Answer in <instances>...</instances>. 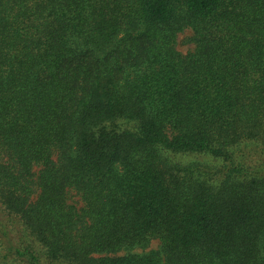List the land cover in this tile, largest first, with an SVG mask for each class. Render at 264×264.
<instances>
[{"label": "trees", "instance_id": "16d2710c", "mask_svg": "<svg viewBox=\"0 0 264 264\" xmlns=\"http://www.w3.org/2000/svg\"><path fill=\"white\" fill-rule=\"evenodd\" d=\"M0 264H264V0H0Z\"/></svg>", "mask_w": 264, "mask_h": 264}, {"label": "rangeland", "instance_id": "374dc122", "mask_svg": "<svg viewBox=\"0 0 264 264\" xmlns=\"http://www.w3.org/2000/svg\"><path fill=\"white\" fill-rule=\"evenodd\" d=\"M192 34V31L190 29H187L186 31L180 33L178 35V44L177 48L182 51V52H187L190 49H193L194 45L193 44H186L184 42V39ZM10 223V222H9ZM10 226H13L10 223ZM16 232V231H15ZM16 234V233H14ZM160 246V241L159 240H154L150 246V248H158Z\"/></svg>", "mask_w": 264, "mask_h": 264}]
</instances>
